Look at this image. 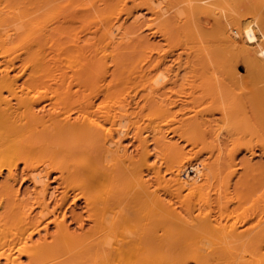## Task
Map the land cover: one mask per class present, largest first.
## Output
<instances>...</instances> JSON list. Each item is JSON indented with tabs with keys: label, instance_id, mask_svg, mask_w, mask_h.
I'll list each match as a JSON object with an SVG mask.
<instances>
[{
	"label": "bare ground",
	"instance_id": "obj_1",
	"mask_svg": "<svg viewBox=\"0 0 264 264\" xmlns=\"http://www.w3.org/2000/svg\"><path fill=\"white\" fill-rule=\"evenodd\" d=\"M200 1L0 0V264H264V0Z\"/></svg>",
	"mask_w": 264,
	"mask_h": 264
},
{
	"label": "rangeland",
	"instance_id": "obj_2",
	"mask_svg": "<svg viewBox=\"0 0 264 264\" xmlns=\"http://www.w3.org/2000/svg\"><path fill=\"white\" fill-rule=\"evenodd\" d=\"M202 2H204V0L203 1H200V4H202ZM207 3H209V2H207ZM203 4H206L205 2L203 3ZM126 6L128 7L129 6V8L128 9H133L134 7H133V5H132V3L130 2V1H127L126 2ZM185 5H183V4H181L180 5V10L178 11V14L180 13V11H181V13H182V11L183 10H185V7H184ZM50 6L48 5L47 6V8H49ZM132 7V8H131ZM184 8V9H183ZM138 12H140L142 15H140V18H142V20L140 21V28H138L139 30H138V35L141 37V38H143L142 36H144V38L143 39H147L148 40V38L150 39V37H151V39H150V41H149V43L153 46V48H155V46H156V49L157 50H155V49H153V57L155 58V54H156V58H161L162 60H163V65L164 66H166V67H164V68H167V69H170V72L171 73H173L172 74V77H173V75H176V74H178L179 72H181V76L179 75V77H181L183 80L185 79V78H190L189 77V75H188V73H187V71L185 70V67H186V63H188V60L190 61L191 60V57H190V55H189V53H190V51L191 50H189L187 47H189V45H187V43H186V39L184 38L185 36H184V34L181 32L182 30L180 29L179 30V26H182L181 24H182V22H183V19H184V17H182V15L180 16V17H178V18H175V10L173 9V10H171L169 13H168V15H167V17H165V18H168V17H170V16H172V17H174L175 18V22H176V28L177 29H174V30H172L171 31V35L170 34H168L167 36L166 35H164V33H161V32H163L162 30H161V25H162V20L161 19H155L156 17L154 16V15H152L149 11H147L148 13H146L145 14V12H146V10L144 9V10H142V9H140ZM184 12V11H183ZM143 15L144 16H146V17H143ZM153 16V17H152ZM150 17V19H148ZM182 17V18H181ZM145 19V21H147V22H145V21H143L144 19ZM154 18V19H153ZM177 19V20H176ZM179 19V20H178ZM181 19V20H180ZM153 22H151V21ZM158 20V21H157ZM161 20V21H160ZM200 20H202V22H208V23H210L209 24V27L210 26H213L214 25V20H213V18L212 17H210L209 16V14L208 13H205V14H201L200 15ZM155 21V22H154ZM151 24H149V23ZM180 22V23H179ZM145 23V24H144ZM146 23H147V25H146ZM159 23V24H158ZM161 24V25H160ZM145 26H147L146 28H144ZM152 26H154V28L152 27ZM150 27H152L153 28V30H151V32H150V30H147V29H149ZM158 27V28H157ZM152 28H150V29H152ZM145 30V31H144ZM159 30H160V32H159ZM140 31V32H139ZM154 32V34L157 32V34H156V36L153 34V32ZM142 32V33H141ZM152 33V34H150V33ZM159 32V33H158ZM148 33V34H147ZM177 33V34H176ZM141 34H143V35H141ZM158 34H160V35H158ZM180 34V35H179ZM157 35H158V37H157ZM177 35V36H176ZM154 36V37H153ZM161 38H160V37ZM165 37V38H164ZM170 37H172V38H170ZM179 38V39H178ZM173 40V41H172ZM168 43H167V42ZM178 41V42H177ZM185 41V42H184ZM186 43V44H185ZM168 44V45H167ZM170 44V45H169ZM172 44V45H171ZM185 44V45H184ZM155 45V46H154ZM181 48H182V50H181ZM200 44H196L195 45V49L192 51L193 53H192V57H193V60H196L195 58H194V56L195 55H197V52H198V54L200 53ZM184 50V51H183ZM185 50H186V52L188 53H186L185 52ZM187 50H189V51H187ZM156 51V52H155ZM159 53H158V52ZM194 51H197L196 53L194 52ZM159 54V55H158ZM163 54H165L163 57L162 56H160V55H163ZM182 54L184 55V56H182ZM198 56V55H197ZM165 57H166V59H165ZM185 57V58H184ZM196 57V56H195ZM156 58H155V60H156ZM165 59V60H164ZM183 59H184V62H183ZM186 60V61H185ZM165 61V62H164ZM167 61V62H166ZM174 62V63H173ZM186 62V63H185ZM169 65H170V67H169ZM171 65H172V67H171ZM176 66V67H175ZM175 67V68H174ZM172 68H174V70L175 71H177V72H174V70L172 69ZM182 68H184V69H182ZM177 69V70H176ZM178 69H180V70H178ZM173 70V71H172ZM182 70H184V72L182 71ZM185 71H186V73H185ZM184 74H183V73ZM239 73H240V75H242V76H244L245 75V70H244V66H243V64L242 63H240L239 64ZM180 74V73H179ZM188 76H187V75ZM191 75V74H190ZM187 76V77H186ZM255 137V136H254ZM251 137V139L250 140H252V141H258V143H261V142H259L260 140H261V138H260V140H259V137L257 138V137ZM257 138V139H256ZM246 141H248V140H246ZM257 143V144H258ZM187 150V149H186ZM247 156H249V155H246V153L244 152V153H240V154H238V156H237V159H238V161L237 162H239V161H244L245 159H251V162H250V164H254V165H261V164H263L264 163V155H261V152L258 150L257 151V154L256 155H254L255 157H252V158H248ZM239 172H241V170H239ZM0 181H1V179H0ZM28 183H25V184H23L22 185V190H25L27 187H29L28 185H27ZM55 185V184H54ZM76 210H79V208L78 207H76ZM51 228V227H50Z\"/></svg>",
	"mask_w": 264,
	"mask_h": 264
}]
</instances>
